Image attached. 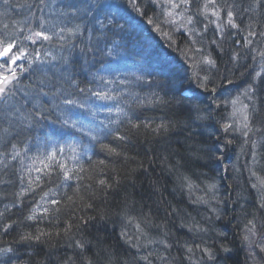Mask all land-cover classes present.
I'll list each match as a JSON object with an SVG mask.
<instances>
[{
    "label": "trees",
    "instance_id": "16d2710c",
    "mask_svg": "<svg viewBox=\"0 0 264 264\" xmlns=\"http://www.w3.org/2000/svg\"><path fill=\"white\" fill-rule=\"evenodd\" d=\"M7 43L0 264H247L238 230L264 229L247 183L264 180V0H0ZM231 90L250 101L244 138L219 123ZM89 118L100 127L77 128Z\"/></svg>",
    "mask_w": 264,
    "mask_h": 264
},
{
    "label": "rangeland",
    "instance_id": "374dc122",
    "mask_svg": "<svg viewBox=\"0 0 264 264\" xmlns=\"http://www.w3.org/2000/svg\"><path fill=\"white\" fill-rule=\"evenodd\" d=\"M162 3H163L162 1L158 2L159 5H161ZM162 6L168 9V6H165V5H162ZM208 14H210V12L206 13L207 16ZM167 15H170V14L167 13ZM212 17L214 18L213 22L215 23L217 19L220 18L219 13H216V15H213ZM219 20L220 19H218V21ZM171 22L177 25V23L181 21H175L171 19ZM190 24H193V23H190ZM178 29H180V27ZM180 30L183 31L182 29ZM113 50H115V48ZM4 59L5 57H0V61ZM18 60L20 59L14 56L11 63H15ZM256 68H257V73L259 76L260 73L264 70V59L261 62L256 63ZM8 83L9 81L6 84H4L3 87L9 86ZM238 93H240V95H238ZM244 94L245 92H237L236 94L232 90L230 92L228 91L226 92L224 96V102H223L225 107L229 109L228 111L229 116H228V120L226 118V121L228 122V124H230V126H232L231 128H234L236 133L240 134L242 138H244L246 134L248 102H250L249 99H247L248 98L247 92L245 96ZM104 100L112 101L109 98H106ZM97 114H100V113L97 112ZM91 123L95 124V122L91 121V118H89L88 126H90L89 124ZM240 146H244L243 148L244 153L243 152L240 153V150H238L239 154L237 152H235V154L238 155L239 158H242L241 162H243V166L248 167L247 170L249 171L251 170V172L255 173L254 175H256L257 171H254V166H252V163L254 164V161L252 159L257 156L256 151L253 152L254 148L251 150L250 146L248 147L247 145H243L242 143ZM232 160L234 163H236V161L237 162L240 161L236 157H233ZM245 160H248L247 164ZM229 164L232 165L231 161L230 163L226 164V166H229ZM248 182H249L250 189L253 191V195L255 198L254 203L256 202V204H258V205H254L256 206L255 207L256 210L258 208H261L262 210H264V180H260V179L253 180V181L247 180V183ZM230 189L231 190H228V189L226 190V195L229 193L230 195L229 194L228 195L232 199H234L235 201L238 200L236 198V195H234L232 188ZM250 223L255 224L256 226H253V225L248 226L247 222H244L245 225L243 226V228L238 230V233L240 234L239 236L241 237L242 244L244 245L243 247H244L245 253L247 255V258H246L247 264H264V229L259 230L258 225L260 222L258 218L255 219V222L251 221Z\"/></svg>",
    "mask_w": 264,
    "mask_h": 264
},
{
    "label": "bare ground",
    "instance_id": "6f19581e",
    "mask_svg": "<svg viewBox=\"0 0 264 264\" xmlns=\"http://www.w3.org/2000/svg\"><path fill=\"white\" fill-rule=\"evenodd\" d=\"M84 3H85V6H87L88 4H90L91 5V7H95V6H98L97 4H95V5H92L91 3H88V2H85L84 1ZM87 16V15H86ZM41 30H42V28H41ZM57 43L55 42V45H56ZM6 45H8V43L7 44H0V48H3V46H6ZM44 50V49H43ZM16 51H17V49L13 46V52H12V56L14 57V55L16 54ZM117 60H118V62L119 63H121L122 65H123V60H122V58L121 57H118V58H116ZM69 64H71L72 66H74V64L77 66V62H73V60L69 63ZM14 67H15V64H14ZM135 67H137V64H135ZM116 72H119V71H116ZM17 79V78H16ZM95 82H99V81H97V80H94L93 81V83H95ZM92 84V83H91ZM95 87H99L98 86V84H95L94 85ZM93 86V87H94ZM229 87H232L233 89H241V87H239V85H238V87L236 86V84L235 83H231L230 84V86ZM6 88V87H5ZM6 92H9V89H6ZM110 92H114L115 93V95H118L119 96V98L121 99L122 97H124V95L119 91V90H114L113 88L112 89H110ZM238 92V91H237ZM237 92H236V94H237ZM113 93V94H114ZM238 95H240V93H238ZM92 98H93V101L96 103V104H99V106H100V104H101V99L100 98H97V96L95 95V94H93L92 95ZM98 108V107H97ZM97 111L98 112H100V114L101 115H99V114H97V117H100L99 118V121H101L103 124L105 123V124H109V125H112L113 124V121H112V119H111V117L113 116L111 113H110V111H111V107L110 106H108V105H105V104H101V108L100 109H97ZM103 112H106L105 114H104V116H103ZM41 113H44L42 110H40V115H42ZM45 114H47V112H45ZM112 115V116H111ZM65 117H67V118H70L68 115H64ZM117 122H119V120H117V119H115ZM227 120H228V118H227ZM226 122V118L225 119H223L222 121H220L219 123H220V125H222V124H224ZM119 123H121V121L119 122ZM228 123V122H227ZM78 124V126H77V128H81V129H93V130H95L96 129V127L98 128V127H100V124L98 123V124H93V123H91V124H89L90 125V127L89 128H87L86 127V124L85 123H77ZM103 124H101V130H103V131H105L106 130V126L105 125H103ZM230 127H232V126H230ZM58 130H60V128L58 129ZM62 132H65L66 130L65 129H63V130H61ZM58 132V131H57ZM60 132V131H59ZM69 132V138L71 137V138H73L74 136H75V129H71L70 131H68ZM81 149V148H80Z\"/></svg>",
    "mask_w": 264,
    "mask_h": 264
},
{
    "label": "snow or ice",
    "instance_id": "6c2138e0",
    "mask_svg": "<svg viewBox=\"0 0 264 264\" xmlns=\"http://www.w3.org/2000/svg\"><path fill=\"white\" fill-rule=\"evenodd\" d=\"M184 2L186 3L187 0H184ZM209 2L210 3H214V0H209ZM213 15H216V13H213ZM229 16H231V13H229ZM228 22L231 24V20H229ZM232 26L235 27V25H232ZM41 27H43V24L41 25ZM63 31H64V29H61V32H63ZM70 34H72V33H70ZM34 35L36 37L43 36L44 39H49V37L44 35L42 32H36V33H34ZM12 52H13V45L9 44V45L3 46V48H0V57H5V62H8V60L12 56ZM209 63H211V61H209ZM7 82H8V77H3L2 79H0V99H2L5 96V94H6V88L3 87V85L6 84ZM40 84L43 85L44 81H41ZM41 91H42V89H41ZM44 95H47V93H44ZM95 95L97 96V98H100V99H106L107 98V97L101 96L100 93H95ZM64 103L67 104V105H72V104H74V101L66 99L64 101ZM36 115L39 116L40 113H36ZM108 150L109 151H113V149H108ZM52 158L53 157H51V156L49 157V159H52ZM45 167H47V165H45ZM64 178L66 180L70 179V176H69L68 172L64 173ZM100 183L103 184L104 181H100ZM53 203H55V201ZM33 218H34L33 216H29L28 217V219H30V220L33 219ZM5 227H7V225ZM39 238H40L39 236L36 237L37 240H39ZM21 239L22 240H31L32 237L30 235L29 236H22Z\"/></svg>",
    "mask_w": 264,
    "mask_h": 264
}]
</instances>
